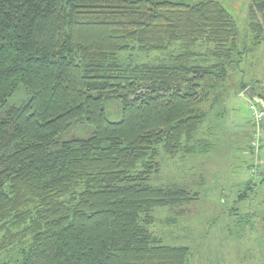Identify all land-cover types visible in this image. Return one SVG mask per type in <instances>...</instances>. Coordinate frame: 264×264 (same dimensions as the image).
Listing matches in <instances>:
<instances>
[{
  "label": "trees",
  "instance_id": "obj_1",
  "mask_svg": "<svg viewBox=\"0 0 264 264\" xmlns=\"http://www.w3.org/2000/svg\"><path fill=\"white\" fill-rule=\"evenodd\" d=\"M252 7L264 13V0ZM237 40L214 0H0V105L21 85L31 94L0 114V264H193L189 246L148 229L190 190L150 180L162 152L210 151L196 139L202 104L225 95ZM166 51L168 63L133 58ZM115 99L119 121L106 113ZM82 124L93 133L71 135Z\"/></svg>",
  "mask_w": 264,
  "mask_h": 264
},
{
  "label": "rangeland",
  "instance_id": "obj_2",
  "mask_svg": "<svg viewBox=\"0 0 264 264\" xmlns=\"http://www.w3.org/2000/svg\"><path fill=\"white\" fill-rule=\"evenodd\" d=\"M214 1L233 15L238 28L237 48L244 57L239 65L231 68L225 84L227 90L220 101L216 103L221 90L210 89L208 103L202 104V108L208 110V118L196 139L209 142L210 151L199 156L184 152L171 156L162 152L161 167L151 175L152 184L182 186L190 190L194 199L156 208L148 229L165 245L189 246L193 264H264V183L261 182L264 117L255 122L249 108L252 99L240 91L243 82L249 84L248 89L254 87L257 96L264 95V41L255 44L256 40H264V13L253 9L252 0ZM254 20L261 29L256 34L258 38H254L252 31ZM179 46H172L170 51ZM170 51L133 54V58L168 63ZM198 52L203 54L205 48ZM207 62L214 63V60ZM30 97L29 91L21 85L7 103L0 105V114L8 107L22 105ZM106 106L107 117L119 121L122 102L109 100ZM93 129L82 124L71 135L88 137ZM239 195H244L243 200L240 201Z\"/></svg>",
  "mask_w": 264,
  "mask_h": 264
},
{
  "label": "built area",
  "instance_id": "obj_3",
  "mask_svg": "<svg viewBox=\"0 0 264 264\" xmlns=\"http://www.w3.org/2000/svg\"><path fill=\"white\" fill-rule=\"evenodd\" d=\"M250 109L253 111V115L255 116V119L257 121H261L263 119L264 113L261 110L257 109L254 104L250 105Z\"/></svg>",
  "mask_w": 264,
  "mask_h": 264
},
{
  "label": "water",
  "instance_id": "obj_4",
  "mask_svg": "<svg viewBox=\"0 0 264 264\" xmlns=\"http://www.w3.org/2000/svg\"><path fill=\"white\" fill-rule=\"evenodd\" d=\"M244 96H249L253 101H257L259 102V98L258 96L256 95V93L253 91V89L249 88L247 89L244 93H243Z\"/></svg>",
  "mask_w": 264,
  "mask_h": 264
}]
</instances>
